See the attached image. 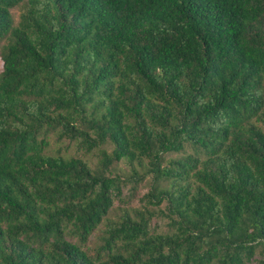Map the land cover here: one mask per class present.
<instances>
[{
  "label": "trees",
  "instance_id": "1",
  "mask_svg": "<svg viewBox=\"0 0 264 264\" xmlns=\"http://www.w3.org/2000/svg\"><path fill=\"white\" fill-rule=\"evenodd\" d=\"M0 60V264H264V0H0Z\"/></svg>",
  "mask_w": 264,
  "mask_h": 264
},
{
  "label": "rangeland",
  "instance_id": "2",
  "mask_svg": "<svg viewBox=\"0 0 264 264\" xmlns=\"http://www.w3.org/2000/svg\"><path fill=\"white\" fill-rule=\"evenodd\" d=\"M20 11H21L20 9H15L13 11L15 21H18ZM0 66H2L1 60H0ZM129 185L130 183L123 187V194H122L121 200L119 201V199H116L115 206L126 205V206L136 207L141 204L140 197L142 196L144 192H146L147 190L146 186L144 185V183L138 184L136 192H134V194L132 195L128 192Z\"/></svg>",
  "mask_w": 264,
  "mask_h": 264
}]
</instances>
